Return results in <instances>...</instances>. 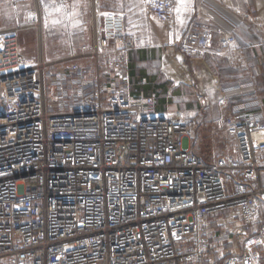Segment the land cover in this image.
<instances>
[{
  "label": "built area",
  "instance_id": "obj_1",
  "mask_svg": "<svg viewBox=\"0 0 264 264\" xmlns=\"http://www.w3.org/2000/svg\"><path fill=\"white\" fill-rule=\"evenodd\" d=\"M10 1L15 20L0 30V264H264V108L233 103L254 81L217 83L215 97L197 87L195 112L159 111L154 97L130 92L137 42L122 10L93 0L91 39L78 43L73 0H27L24 12ZM146 8L192 62L207 53L238 62L234 33L196 20L178 37L175 0ZM51 14L63 16L67 55L47 59L42 44L24 55L21 32L42 41Z\"/></svg>",
  "mask_w": 264,
  "mask_h": 264
},
{
  "label": "crops",
  "instance_id": "obj_2",
  "mask_svg": "<svg viewBox=\"0 0 264 264\" xmlns=\"http://www.w3.org/2000/svg\"><path fill=\"white\" fill-rule=\"evenodd\" d=\"M26 1L20 0L22 12L28 6ZM110 1V5L104 3L103 6L100 1L101 9L122 10L137 42L136 49L128 57L133 97H154L155 108L159 111L184 109L195 112L198 108L197 87L215 97L217 83L231 86L252 80L255 86L236 92L233 103L259 99L264 108V36L260 30L264 24V0H175L176 36H182L196 20L206 21L226 33H234L243 46L237 63L212 53H207L204 61L192 62L180 53L179 43L168 38L166 26L148 13L146 0ZM7 4L11 7L10 0H0V30L7 26L2 22L10 17ZM247 10L256 18L255 23L245 16ZM92 12L93 0L90 1L88 19ZM27 33L33 39V47L23 42ZM37 33V30H25L20 34L22 53L28 57L39 56L34 42ZM50 48H53L52 44ZM59 54L55 59L63 57L62 53ZM43 56L50 59L44 50ZM254 89L257 94L253 93ZM218 113L214 110L209 116L214 118Z\"/></svg>",
  "mask_w": 264,
  "mask_h": 264
},
{
  "label": "rangeland",
  "instance_id": "obj_3",
  "mask_svg": "<svg viewBox=\"0 0 264 264\" xmlns=\"http://www.w3.org/2000/svg\"><path fill=\"white\" fill-rule=\"evenodd\" d=\"M90 1L91 0H73L70 5L71 16H72L71 17L72 28L74 29L75 39L78 43H81L83 41H90L91 39L90 29L88 26H86L88 16L90 15ZM100 1L102 6L104 5V3L108 5L112 3V1L110 0H100ZM7 10H8L7 15L10 17L2 22L3 25H8L15 20L12 6L10 7L7 4ZM42 26H43L42 41L39 32L37 33V36L34 41L37 44L38 52L40 51V47L42 44V47L44 48L43 49L44 52L46 51V54L50 56V59H55L58 55H61L59 53H62L63 57L66 56L69 41H68L66 26L64 25L63 16L61 14H51L50 18L47 21L45 20ZM25 36L29 37L31 35L27 33V35ZM28 37H25L23 42L26 46L33 47V39ZM20 42H21V37H20ZM50 44H52L53 48H50ZM21 50H22V46H21ZM92 62H93L92 60H85L82 63L84 65H89ZM222 214L227 215V212H223L219 215Z\"/></svg>",
  "mask_w": 264,
  "mask_h": 264
},
{
  "label": "bare ground",
  "instance_id": "obj_4",
  "mask_svg": "<svg viewBox=\"0 0 264 264\" xmlns=\"http://www.w3.org/2000/svg\"><path fill=\"white\" fill-rule=\"evenodd\" d=\"M214 78H215V77H214ZM211 79H212V78H211ZM213 80H214V79H213ZM213 83H214V81H213ZM207 85H209V84H207ZM207 85H206V86H207ZM211 86H212V85H211Z\"/></svg>",
  "mask_w": 264,
  "mask_h": 264
}]
</instances>
